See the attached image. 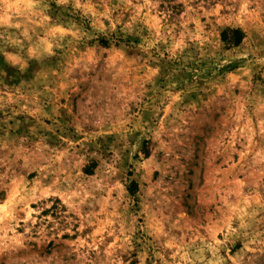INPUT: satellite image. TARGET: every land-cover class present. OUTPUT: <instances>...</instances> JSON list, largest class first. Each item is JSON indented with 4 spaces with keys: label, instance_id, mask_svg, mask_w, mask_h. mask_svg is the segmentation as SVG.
Here are the masks:
<instances>
[{
    "label": "rangeland",
    "instance_id": "rangeland-1",
    "mask_svg": "<svg viewBox=\"0 0 264 264\" xmlns=\"http://www.w3.org/2000/svg\"><path fill=\"white\" fill-rule=\"evenodd\" d=\"M0 264H264V0H0Z\"/></svg>",
    "mask_w": 264,
    "mask_h": 264
},
{
    "label": "trees",
    "instance_id": "trees-1",
    "mask_svg": "<svg viewBox=\"0 0 264 264\" xmlns=\"http://www.w3.org/2000/svg\"><path fill=\"white\" fill-rule=\"evenodd\" d=\"M234 33L237 35L236 42L237 43L240 42L242 37H243V33L241 31H239V30H235Z\"/></svg>",
    "mask_w": 264,
    "mask_h": 264
}]
</instances>
